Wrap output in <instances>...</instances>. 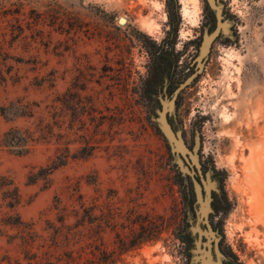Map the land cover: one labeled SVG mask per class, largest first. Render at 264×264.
Here are the masks:
<instances>
[{
  "label": "rangeland",
  "instance_id": "rangeland-1",
  "mask_svg": "<svg viewBox=\"0 0 264 264\" xmlns=\"http://www.w3.org/2000/svg\"><path fill=\"white\" fill-rule=\"evenodd\" d=\"M210 1L221 26L201 56L205 0H178L175 50L197 74L152 102L141 87L166 0H0V264H65L96 246L114 264H231L228 251L264 264V0ZM140 221L152 240L120 252Z\"/></svg>",
  "mask_w": 264,
  "mask_h": 264
},
{
  "label": "trees",
  "instance_id": "trees-1",
  "mask_svg": "<svg viewBox=\"0 0 264 264\" xmlns=\"http://www.w3.org/2000/svg\"><path fill=\"white\" fill-rule=\"evenodd\" d=\"M177 3L178 0H166V13L168 20L167 24L169 29L165 32V37L163 39H161L158 43L153 41L151 49H147L146 51L149 55L150 65L148 76L142 83L141 89L143 91L144 97L152 102H158L159 96L163 95L165 93V90L167 91L168 95L171 96L179 88V86L186 81L189 76L197 74V63L193 61L189 63L185 62L184 64H179L180 58L185 55V52H177L175 50L178 29L181 21L179 15V6ZM205 3V8L208 10V14L211 17V23L208 29V31L211 33L214 32L217 28L216 12L210 7L207 0H205ZM199 43L200 42L197 41V39H194L185 44V46L190 45L198 49ZM9 135L10 132L5 135L4 144L12 143L11 137H9ZM66 160L67 159L65 156V160H61L60 162H53L50 166L44 169V175L51 174L53 171L64 165V161ZM211 170L215 175L222 174V172L216 170L213 165L211 166ZM195 179L200 182V176L198 175L197 171ZM185 180L187 181V183L184 182L183 178L181 179V182L185 189L182 195L185 206H188L187 208H189V211H191L193 209L192 206L196 200L193 178L191 176H187ZM220 182L223 183V180L221 179ZM13 191L15 192L14 197L12 198L13 200L8 203V207L12 210L15 209L16 205H18L19 203V196L16 188H14ZM211 194H213L211 209L215 213H217L219 212L221 206L225 205L222 186L217 191L212 190ZM76 217H78L77 214ZM82 222L79 219L77 223H75V233L82 225ZM146 223L147 222L140 221L138 225H140L141 227V232L138 233L135 236V239L130 243H122L119 248L120 252L137 248L143 243L152 240L153 236L146 230ZM176 239L187 245H191L192 243L191 234L186 230L185 227H183L181 234L176 236ZM105 253H107L106 250L97 248V246L85 254L77 253V255H72L73 252H71V255L67 258L65 264H114L116 262L115 259L109 256H104ZM228 257L231 260V264H239L237 258L230 251H228ZM58 261V264H60L61 260Z\"/></svg>",
  "mask_w": 264,
  "mask_h": 264
},
{
  "label": "water",
  "instance_id": "water-1",
  "mask_svg": "<svg viewBox=\"0 0 264 264\" xmlns=\"http://www.w3.org/2000/svg\"><path fill=\"white\" fill-rule=\"evenodd\" d=\"M209 3H210V5L213 7V2L211 3V1L210 0H207ZM217 28L215 29V31L209 36V37H207L206 39H205V41H204V47H203V49H202V53H201V56L202 55H204L206 52H207V50L209 49V46H210V44L216 39V37L218 36V34H219V31H220V21H219V15L217 16ZM201 59V58H200ZM196 75L194 74V75H192L190 78H188L184 83H182L181 84V86L178 88V91H180L181 89H183V88H185L188 84H189V82H191L192 81V79L195 77ZM166 128H167V136H168V138L173 142V144H174V146H175V148H176V150L178 151V153L182 156V158H183V160H185L186 161V157H185V155L183 154V150H182V147H181V145L179 144V142L177 141V139L175 138V136H174V133H173V131H172V129L169 127V126H166ZM208 214H209V205H208V209L206 210V212H205V214H204V221H205V223L207 224V216H208ZM209 229V228H208ZM209 231H211V230H209Z\"/></svg>",
  "mask_w": 264,
  "mask_h": 264
},
{
  "label": "bare ground",
  "instance_id": "bare-ground-1",
  "mask_svg": "<svg viewBox=\"0 0 264 264\" xmlns=\"http://www.w3.org/2000/svg\"><path fill=\"white\" fill-rule=\"evenodd\" d=\"M192 1V0H191ZM196 0H194V2H195ZM180 3H182V5L186 8V5L187 4H189V0H181V2ZM192 4V3H191ZM194 4V3H193ZM192 4V5H193ZM195 9V8H194ZM182 10H184L183 12H185V9H182ZM187 10V9H186ZM188 11V10H187ZM193 12V11H192ZM186 13V12H185ZM187 16H189V14L187 15ZM192 20V19H191ZM120 24H124V20L123 19H121V21H120ZM224 118H225V116H224ZM226 119V118H225ZM235 143H236V140H235ZM239 143V144H238ZM235 145H240V142L238 141L237 142V144H235ZM234 145V147L235 148H237L236 146ZM245 146V145H244ZM240 149H242V147L240 148ZM240 153V152H239ZM241 153H242V151H241ZM240 153V154H241ZM245 159V158H244ZM243 161V160H242ZM245 162H247L246 160H245ZM251 196V195H250ZM252 197V196H251ZM250 199V198H249ZM246 200H248V199H246ZM252 200V199H251ZM251 203H252V201H251ZM251 206L253 205V204H250ZM248 206V205H247ZM250 206V207H251ZM251 209V208H250ZM249 214L253 217L252 219H256L257 221H258V223H259V216L258 215H256L255 214V212H253V210L251 211V210H249ZM248 214V215H249Z\"/></svg>",
  "mask_w": 264,
  "mask_h": 264
}]
</instances>
